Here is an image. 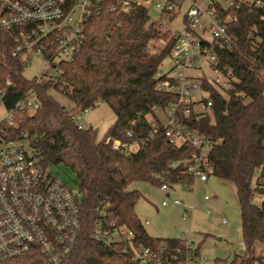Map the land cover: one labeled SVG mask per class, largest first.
Here are the masks:
<instances>
[{
	"label": "trees",
	"instance_id": "16d2710c",
	"mask_svg": "<svg viewBox=\"0 0 264 264\" xmlns=\"http://www.w3.org/2000/svg\"><path fill=\"white\" fill-rule=\"evenodd\" d=\"M235 15L227 25L229 45L215 46L217 67L230 78L227 99L207 83L208 92L200 101L209 111L190 105L188 116L179 115L181 124L204 136L212 146L209 160L212 176L233 183L240 213L242 254L228 262L214 264H263L264 245V8L246 5L228 8ZM83 44L71 60L59 64L53 79L33 84L22 75L24 63L10 54L8 38L0 44V88L6 87L7 106L33 87L39 107L34 112L16 111L7 126L9 137L27 133L31 145L45 165L66 167L74 176L80 193L81 230L78 243L63 264H142L133 251L108 248L91 237L98 218L132 231L131 241L151 253L145 264H185L196 258L183 238L150 235L135 212L140 192L130 186L146 182L157 187L175 184L191 186L193 178L181 162L175 169L167 165L185 160L194 150L189 142L170 143L163 123L151 134L144 116L153 106L164 108L176 101L173 94L155 89L158 66L169 54L172 41L167 31L150 20L148 11L134 8L129 13L105 9L85 22ZM164 39L163 48L151 49V42ZM10 85H6V81ZM56 90L73 104L67 109L51 94ZM105 102L115 115L101 139L92 127L79 128L73 112ZM134 121L131 125L130 122ZM132 130V137L125 135ZM131 143L143 138L136 150H113L105 139ZM262 196L260 203L254 196ZM4 264H49L40 251Z\"/></svg>",
	"mask_w": 264,
	"mask_h": 264
},
{
	"label": "built area",
	"instance_id": "2783aa9c",
	"mask_svg": "<svg viewBox=\"0 0 264 264\" xmlns=\"http://www.w3.org/2000/svg\"><path fill=\"white\" fill-rule=\"evenodd\" d=\"M227 4L223 6L218 0H0V44L7 37L11 56L24 65L32 56L44 58L43 73L32 79L36 84L55 78L59 64L71 61L79 53L85 22L90 16L99 15L105 9L129 13L134 8H142L148 14L153 9L156 15L151 18L149 14L150 20L167 31L172 41L168 54L170 68L158 72L155 89L173 94L176 101L164 108L153 106L144 119L151 134L158 130V119L163 123L170 143L187 141L194 148L185 160L169 162L168 169H175L185 162L188 175L194 181L205 182L212 177L209 160L212 144L181 124L179 115L188 116L190 105L194 107V103L201 102L194 99L195 93L208 95L202 87L204 82L227 99L231 82L229 76L217 67L214 47L231 44L227 25L236 17L224 11L239 9L243 5L264 8V0H228ZM181 14V29L172 30L169 24ZM261 19L264 21V15ZM158 40L151 42L152 50L163 48L167 43L164 39ZM203 64H208L221 76L207 77ZM10 84L9 80L6 81L7 86ZM6 91V87L0 88V105L3 107L0 116V264L31 250L40 251L49 264H63L74 251L80 235V193L78 187L74 189L51 174V165L40 160L27 133L9 137L6 128L14 123V113L21 110L34 112L39 101L34 88L30 87L7 106L4 102ZM209 105V101L207 105L202 103L204 108ZM87 112L84 109L80 113L86 115ZM73 119L79 128L83 127L78 116L74 115ZM130 124L133 125L134 121ZM125 135L132 137V130L127 129ZM105 143H109L113 150H136L145 139L127 143L108 137ZM133 145L135 147L131 148ZM167 187L163 185L161 189L167 191ZM203 199L208 200V197ZM172 202L179 204L177 199ZM210 212L208 208L207 213ZM184 215L187 216V210ZM91 237L108 248L120 246L124 252L131 248L133 259L142 264L152 259L147 248L132 243L130 229L104 218L93 223Z\"/></svg>",
	"mask_w": 264,
	"mask_h": 264
},
{
	"label": "rangeland",
	"instance_id": "374dc122",
	"mask_svg": "<svg viewBox=\"0 0 264 264\" xmlns=\"http://www.w3.org/2000/svg\"><path fill=\"white\" fill-rule=\"evenodd\" d=\"M218 1L223 6L228 5V0ZM149 14L153 18L156 12L151 9ZM181 17L182 14L169 24L172 30L181 29ZM170 65L171 58L166 55L158 66V72H166ZM44 68V58L32 56L23 68L22 75L31 80L40 76ZM203 72L209 78L221 76L220 73L214 72L208 64H203ZM261 78L264 81V73ZM50 94L67 109L73 108L71 101L58 91L51 89ZM202 97H207L206 93L197 92L194 99L199 101ZM194 107L196 110L209 111L202 106L201 102L194 103ZM2 112L3 107L0 105V116ZM73 114L78 116L79 122L84 128L92 127L96 131L97 139L103 137L115 120L114 113L105 102H99L95 107L89 108L86 115L80 112H73ZM134 147L135 145L131 148ZM50 172L72 188L77 187L74 176L66 167L51 165ZM130 187L140 192L135 212L150 235L161 238H186L191 248L197 249L196 258L187 259L185 264L228 262L234 254L243 253L240 213L233 183L213 176L207 182L193 181L189 189L182 184H175L171 188L167 187L170 196H166L168 192L160 187L146 182L133 183ZM204 196H207L208 200H204ZM173 199H177L179 204H174ZM261 200L262 196H254L255 203H260ZM163 202L166 204L163 205ZM208 208L210 213H207ZM186 210L187 216L184 215ZM262 255V261H264V245L262 246ZM254 264L259 263L255 262Z\"/></svg>",
	"mask_w": 264,
	"mask_h": 264
},
{
	"label": "crops",
	"instance_id": "0c3cea01",
	"mask_svg": "<svg viewBox=\"0 0 264 264\" xmlns=\"http://www.w3.org/2000/svg\"><path fill=\"white\" fill-rule=\"evenodd\" d=\"M212 177H213V176H212ZM209 179H210V178H209ZM209 179H208V180H209ZM208 180H207V181H208ZM207 181H205V182H207ZM200 182H201V181H200ZM165 192H168V191H165ZM166 196H170V192L166 193ZM180 238H182V237H180ZM183 239H185L186 241H188L186 238H183Z\"/></svg>",
	"mask_w": 264,
	"mask_h": 264
}]
</instances>
